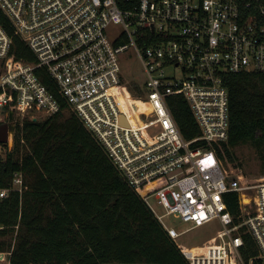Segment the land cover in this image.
Instances as JSON below:
<instances>
[{
	"label": "built area",
	"instance_id": "obj_1",
	"mask_svg": "<svg viewBox=\"0 0 264 264\" xmlns=\"http://www.w3.org/2000/svg\"><path fill=\"white\" fill-rule=\"evenodd\" d=\"M15 40L32 59L17 56ZM129 56L145 75L139 114L124 87ZM241 73L264 74V0H0V125L14 127L0 160L17 161L25 149L26 120L71 113L188 264H245L244 235L258 250L250 264H264V178L247 183L210 147L229 140L224 79ZM174 95L188 102L196 139L183 137L168 105ZM27 189L15 172L0 186V204ZM233 193L237 223L225 201ZM166 216L220 230L211 246L186 248ZM12 250L0 252V264H11Z\"/></svg>",
	"mask_w": 264,
	"mask_h": 264
},
{
	"label": "trees",
	"instance_id": "obj_2",
	"mask_svg": "<svg viewBox=\"0 0 264 264\" xmlns=\"http://www.w3.org/2000/svg\"><path fill=\"white\" fill-rule=\"evenodd\" d=\"M15 42L17 56L32 59L23 43ZM224 84L229 92V140L210 147L228 165L236 161L234 149L250 146L263 163L264 175V74H227ZM134 93L143 95L139 85ZM168 105L183 137H199L185 98L170 96ZM23 138L25 149L17 161L11 155L0 160L1 187L18 171L28 187L22 196L14 194L0 204V252L13 248L11 264H188L75 115L26 120ZM225 201L237 223L238 196L228 194ZM257 255L255 242L244 235L245 264Z\"/></svg>",
	"mask_w": 264,
	"mask_h": 264
},
{
	"label": "rangeland",
	"instance_id": "obj_3",
	"mask_svg": "<svg viewBox=\"0 0 264 264\" xmlns=\"http://www.w3.org/2000/svg\"><path fill=\"white\" fill-rule=\"evenodd\" d=\"M126 63L127 64L124 68V87L126 92L130 95L129 101L131 102L133 111L136 114H139L137 112V107L139 106L143 108L146 107V105L140 103L139 96L134 93V86H142L145 75L140 62L133 56H129V61ZM41 120L44 119H40V121ZM234 153L236 155L235 163H228V165L223 163L225 169L229 172L242 176L247 183H255L264 178V175L262 174L263 163L253 148L250 146H240L234 149ZM150 202L159 214H165L166 211L161 206L156 205L153 199H151ZM164 222L167 226L173 227L176 231L185 233L178 240V243L186 248H203L204 246H211L212 239L216 237L220 230L219 225L216 223L204 228L194 229L192 228L193 224L184 223L182 220L173 216H166L164 218ZM6 240L10 241V238L8 237Z\"/></svg>",
	"mask_w": 264,
	"mask_h": 264
},
{
	"label": "water",
	"instance_id": "obj_4",
	"mask_svg": "<svg viewBox=\"0 0 264 264\" xmlns=\"http://www.w3.org/2000/svg\"><path fill=\"white\" fill-rule=\"evenodd\" d=\"M14 127L11 124L0 125V143H6L8 140V132H13Z\"/></svg>",
	"mask_w": 264,
	"mask_h": 264
},
{
	"label": "bare ground",
	"instance_id": "obj_5",
	"mask_svg": "<svg viewBox=\"0 0 264 264\" xmlns=\"http://www.w3.org/2000/svg\"><path fill=\"white\" fill-rule=\"evenodd\" d=\"M147 107V106H146Z\"/></svg>",
	"mask_w": 264,
	"mask_h": 264
}]
</instances>
